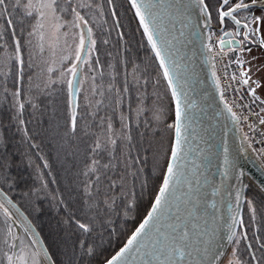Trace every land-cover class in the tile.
I'll use <instances>...</instances> for the list:
<instances>
[{"label":"rangeland","instance_id":"rangeland-1","mask_svg":"<svg viewBox=\"0 0 264 264\" xmlns=\"http://www.w3.org/2000/svg\"><path fill=\"white\" fill-rule=\"evenodd\" d=\"M59 1L60 3H64V0ZM123 1L126 4L125 0H111V3H109L108 0H91L93 5H102V12L95 6L91 9H80L81 15H84L85 18L89 20V26L93 29V38L96 40L95 46L98 45L101 49H99L98 52L96 49L94 50L90 58V64L92 65L91 68H89L88 65H82L81 72L83 73V83L80 84L78 91V116L75 133L72 132L70 127L71 109H69L68 115V110L64 103V91L67 89V86L65 80L60 75L62 71H66L67 68L70 67L74 62L73 60H62L63 57L71 56L73 54V50L76 47V45L73 43V37L71 36V31L74 30H69L67 27L62 29V31L69 32L67 38L68 46H66L63 36L59 42L54 41L52 31L49 25L45 23V27L43 29H39L40 34L35 36L36 44H32L29 49L28 44L25 53H23V45H21L20 53H16L14 51L13 39L11 38L12 41H9L7 35H5V40L0 41V75L5 76L7 74L6 78L0 76V85L4 87V84H6L4 88L0 89V98L5 99L4 102L0 103V131L2 134V139L0 140V165L1 160L9 159V157H13L17 152L24 151L21 153V155L25 159L28 170L33 169L36 177H34V182H32V185L28 183L27 180H22L21 186L18 188L19 194L17 192V195L23 198V193L31 196L36 193L37 196L43 200L40 202L38 200H33L34 197H32L33 201L30 203V205L33 207L34 217L30 215L31 218L28 216L27 211H25L21 206L20 207L23 209L27 218L35 227L37 226L35 224L37 220L36 215L43 212L47 213L43 219L41 218L42 223L45 224L47 230L49 231V237H51V240L53 244L56 245V247L63 249L65 245L74 243L75 238L73 235H75L76 229H74V227L71 229V225L69 224L71 232L69 231V235L67 236V234L61 231L65 227L63 221H70L75 226L76 224L71 215L74 217V214H76V216L80 217L81 222L88 223L90 219L99 216V214H107L106 211L108 210V207L104 201L108 199L104 198L108 197V195H104V193H108L112 199L117 201L115 204L116 206L118 201L120 203L122 194L121 189L126 184V188H129L127 179H125V177L121 174L122 171L126 169L122 153L128 149V147L125 146L127 142L118 139L117 149L114 153L117 157L116 160H112L111 156L107 152L100 153L97 158L100 159L102 163L111 161L113 167L110 169V173L108 174L118 186L123 185V187H117L115 189L109 190V181L105 180L102 184L101 194L96 197V201L101 199V203L97 204L98 206L95 207V209L87 205V207L82 209V211H78L79 205L75 204L81 203L77 201V196L75 197L77 192L74 194V196H71V192L73 190L76 191L77 189V184H75L78 182L77 179L82 177V173L86 170V165L91 159V148L94 146L96 139L99 138L101 141H103L108 135L112 134L106 131L107 124L111 123L113 126V133H115L116 136H119L121 130L123 129V124L121 122V115H123L124 123L129 121L131 122V135L133 138V145L136 148L134 155L132 152L131 155L141 156L140 147L137 145L139 142L144 143L145 148L147 149V151L145 150L144 156L148 157V167L152 173V181L149 183V185L151 184L152 186L154 181L155 185L153 186L152 191H150L149 194L145 196V201L142 203V206L137 208L139 213L134 217L132 223H122L121 230V224L119 222H112L109 225L111 229L110 232L113 234V238H117L119 235H121V233L125 234V228H127L126 226L130 228L132 224L136 222L131 227V229L126 232V235L123 237L119 245L113 250L105 253L95 264H101L105 259L110 257L111 253H113L122 245L124 239L130 234L132 229L140 222V219L146 213L161 183L162 174L165 170V165L169 156V148L171 147L170 142L172 133L170 127L167 126L169 130L165 134L161 133L162 129L166 125V123L164 125L163 119L165 111L168 110L167 103L163 101V97L161 99L162 93L159 90V87L157 85L155 86L153 80H151L152 77L149 75V65L147 59H145V51L141 52L140 50L134 49V54L140 58L136 59L130 56L131 53H128L127 49H122V45L125 42V36L127 33L132 34L134 38L137 37V35L132 31L131 27H128V25L127 27L124 26L129 22L126 23V16L121 12L123 8L122 4H124ZM23 2L24 0H22V3ZM20 9L24 12L23 8ZM113 11L115 12V15H113ZM254 11L256 16L262 15L260 9L257 8ZM62 14H65V12ZM19 18L21 21H25L26 19L20 16ZM69 18L71 19L70 15ZM117 21H119V23H117ZM134 25L137 28V31H139L140 28L137 23ZM260 29L263 34L262 37H264V25H261ZM208 31L209 34L214 33L212 38L216 37L217 34L215 31H217V29L213 22L212 28ZM121 33L123 34L122 39L120 35ZM41 35L44 36V40L39 43L38 41L41 40ZM104 41H107V43H104ZM41 43H43V49L46 50L47 54L41 53ZM49 44H54V48H49ZM117 45L120 46L118 47L119 52L116 49ZM95 55L96 57H94ZM17 56H20L22 59L24 58L23 61L24 64H26V68L23 67V72L21 73L23 76V83L28 86V90H26L23 84L25 89L24 92L22 89H19L18 86L21 75L19 71V60L16 58ZM229 57V55H226L227 60ZM242 57L245 60L251 61L250 64L246 65L248 66L247 68L251 69V79L259 80V83L264 85V50L262 51L258 47H254L251 48L250 52L243 53ZM57 65L60 67L57 68ZM246 66L245 69L241 70H246ZM49 68H54V70L50 72ZM13 72H15L16 76V89L13 92L19 89L21 92L19 100L25 104L23 116L21 117L25 122L24 125H20L18 119V124L13 125L12 123L8 122V118L14 121L15 117H17L16 99L11 95L13 92L9 91L10 82L8 81L9 77L11 79L13 78ZM93 77L95 79H93ZM252 84L255 87V84ZM46 85L51 87L49 90V96L51 97L50 99H45V107H47V110L51 109L54 112V116H52V118H47V122L41 128L42 130L40 133H35L34 129H28L27 110H30V107H28L26 104L29 98L27 95L32 94L31 91H33V88L36 86V96L38 97L41 90L46 88ZM243 86L246 87L245 85ZM257 95H259L261 99H264V87L259 88ZM99 101H103V103L100 104L98 103ZM169 101H171L170 96ZM68 106L70 107V97L68 98ZM119 106L120 108H118ZM154 106H158L163 109V116L160 121L152 120L150 109ZM138 107L143 109L139 117L137 116L136 112ZM261 107L264 108V105ZM248 112L250 115H257L259 110L258 108H253V106H250L248 103ZM66 114L68 117H66ZM261 115H264V113L262 112ZM34 116L35 119L38 117L37 112H35ZM29 117L33 119L32 114H30ZM241 117L245 119L244 114L243 116L241 114ZM142 121H148V123H141ZM137 123H140L139 128L136 126ZM168 123L170 126L171 118L169 119ZM19 125L20 127H18ZM249 125H252L255 129H258L259 133H263V131L260 129L262 126H260L258 121L256 123L246 119L243 126L249 128ZM25 127L27 128V135L23 130ZM245 132L246 135H248L246 130ZM144 133L148 135L146 139L144 138ZM248 137L250 138L249 135ZM244 139L245 141H248L253 151L256 152L258 158L264 163V152L261 151V149L264 148V142L262 143L258 141L259 143H256V141H251L245 136V134ZM262 140L264 141V136H262ZM42 141H45V144L47 143L49 150H53L54 157L49 156V152L43 154V151L40 152L37 149L39 145H41ZM33 145H35V147H33ZM47 145L45 146L46 151L48 150ZM62 149H65L64 154ZM122 149H124V151L119 153V150ZM73 162H75V168L72 169L70 168L69 164ZM45 164H47V167H45ZM139 164L140 162L133 164L131 168L139 171ZM53 165H55L56 168L59 166V169L62 171L61 182L65 188V194L62 197L61 195L59 196L58 193L54 192L55 188L53 190V188L49 186V184H52V181L49 178V172L51 170V172L54 173ZM140 177H142V174H140L139 178ZM44 183L47 184V187L43 186ZM3 190L5 191L4 188ZM250 192L251 188L249 189L248 194ZM5 193L9 195L6 191ZM10 197L15 201L11 195ZM80 198L82 199L83 196H80ZM259 198L260 196L256 192H254V194L250 193V195L247 196L246 203L244 204L245 207L242 217L245 221V227L248 233V241H241L239 246V255L240 259L243 260L245 264H256V261L251 259L250 251H255L257 258L262 256V251L259 249V243L254 244L252 242V237H255V231L258 229L257 226L260 225V222L264 221V218L263 220H259V218H262L260 203H258ZM68 200H74L75 202L72 205L71 203H68ZM61 201H63V203H61ZM122 201L125 202L124 200ZM249 201H251V205H249ZM15 202L19 206L17 201ZM38 202L40 203L38 204ZM89 203H91V201H89ZM137 205L138 203L136 206ZM253 206L256 209L255 220L251 219L250 208ZM68 208L70 211H68ZM76 211H78L80 216L76 213ZM88 212L90 214H88ZM1 214H3L2 209H0V215ZM12 217L14 219L6 217L7 220L12 222L11 224L0 226V244L3 245V241L7 237V230L9 227H11L13 234L19 235L20 240L17 241L18 247L16 249H10L9 245H7L8 247H0V264H8L7 255H13L14 258L20 256L21 247L24 249L23 254L28 259L29 264H32L31 254L37 251L35 248H33L30 239L23 233V231L19 228L17 230L16 227H14V224H17V218L13 214ZM106 222L107 220H104L99 224H106ZM38 226L40 228L42 227L39 222ZM17 227L19 226L17 225ZM36 228L39 232V237H41L42 241L45 240L44 233L39 231L38 227ZM113 229H115L114 232L112 231ZM119 230L121 233H119ZM64 237H68V239L64 240ZM247 243L253 244L252 250H248L246 248ZM230 250L231 251L227 254L222 264H228V259L231 257L233 252L232 246ZM50 255L52 256V254ZM37 258L41 260V264H44V261L41 259L40 255ZM54 259L55 258H53V261H55ZM63 261L66 263V258ZM17 264H19V262H17Z\"/></svg>","mask_w":264,"mask_h":264},{"label":"snow or ice","instance_id":"snow-or-ice-1","mask_svg":"<svg viewBox=\"0 0 264 264\" xmlns=\"http://www.w3.org/2000/svg\"><path fill=\"white\" fill-rule=\"evenodd\" d=\"M108 2L111 3V0H108ZM10 3L12 9L23 8L25 15L32 17L35 14V16L39 17L37 24L33 26L34 29H43L45 23H47L55 42H59L63 36L65 45L68 46L67 38L69 32L62 31V29L67 27L69 30H74L71 31V36L76 47L71 56L62 58L64 61L73 60L74 62L66 71H62L60 75L65 80L70 97V127L72 132L75 133L78 116L76 89L83 83L80 65L92 67L90 58L96 45V40L93 38V29L89 26V20L84 15H81L80 9H91L95 6L102 12V5H93L91 0H75V3L74 0H64V5L67 7L62 6L58 0H24L23 3L22 0H0V19L4 20L8 26L7 28H0V41L5 40V32L9 31L16 53L21 51V41L16 38V29L13 27L9 8ZM130 4L135 9V15L139 18L143 33L146 35L148 44L151 45V49L159 60L160 67L163 69V78L167 81V85L171 89V95L175 99L176 122L169 126L175 131V144L171 149L170 162L166 166L158 193L154 195V202L151 204L150 211L147 212L143 222L139 224L127 240L126 245L110 259H107L105 264H221L227 253V246L222 243L225 239L227 244L233 248L228 264H245L239 255L241 241H248L245 221L240 213L239 202L242 199V193L238 192L236 195L237 206L235 214L231 217L232 223L228 228V235L226 237L218 236L215 222L211 220L206 210L207 207H215V205L208 206L202 203L204 198L201 195V180L195 167L196 162L192 161L194 167L192 168L191 176L185 172L184 167L181 165V161L184 159L182 153L186 140L185 121L188 119L182 109L181 97L183 96L184 101H186L187 96L183 92L182 87L178 91V75L177 79H174L176 74L175 61L172 59L170 51L171 40L168 39V33L175 29V21L184 15L186 8L190 9L192 5H195L196 10L202 14L205 29L212 28L214 15L217 23L222 26L226 20H229L234 27L231 31L223 27L220 29V35L216 37L215 55L220 57L221 60H225L227 53H238L231 59L226 60L224 67L227 69L230 65L235 64L238 68L245 69V66L250 64L251 61L243 59L242 54L251 51L249 45L256 42L255 38L260 34V27L264 25V0H217L215 4L211 0H187V3H185V0H130ZM257 8L261 10V16L246 15V13H250ZM64 12H67L71 19H64L62 15ZM113 15H115L114 11ZM168 25H171V27H168ZM180 31L182 33L183 30L181 29ZM34 34L35 32L29 33V35ZM120 35L122 39L123 34L121 33ZM212 35L214 33H210L209 40L212 39ZM40 39L43 41L44 36L41 35ZM173 39H178V37H173ZM104 43H107V41H104ZM259 45L264 47V37L259 39ZM40 47L41 51H43V43H41ZM213 47L211 43L208 45L210 53L213 51ZM49 48H54V44H49ZM16 58L19 60V71L22 73L24 61L20 56ZM49 71L51 72L52 69L49 68ZM250 71V68L241 71L239 78L235 72H232L226 78L248 86L247 91L251 94L253 103L258 101L260 105H264V99L257 95V89L264 87V85L256 81L252 82L255 83V87H252L250 84ZM213 75H215V72ZM93 79L95 78L93 77ZM229 87H231V84H229ZM236 91L239 92V89ZM11 95L16 99V119L19 120L20 125H24L25 122L21 117L23 116L25 104L19 100L21 92L17 89ZM221 97L223 98V91L221 92ZM27 102L31 104V101ZM98 103L102 104L103 101ZM32 106L36 107L35 105ZM226 107L232 113L234 119H240V116H237V113L233 112L231 107H228L227 104ZM142 111L143 109L140 107L136 109L138 117ZM150 111L152 120L160 121L162 119L163 109L161 107L154 106ZM260 111L264 112V108H261ZM257 119L259 124L264 125V115L257 113ZM121 122L123 129L119 136L113 133V126L108 123L106 131L112 134L108 135L103 141L97 138L91 148V159L86 165V170L82 173L86 178L84 192L91 201L89 207L98 206L96 197L101 194L102 184L105 180L109 181V190L123 187V185L118 186L108 174L113 167L111 161L102 163L97 158L100 153L107 152L112 160H116L117 157L114 153L119 139L127 142L125 146L128 147V152L124 155L125 167H131L133 164H137L142 160L147 161L148 159L147 156L131 155V147L134 146L131 135V122L124 123L123 115H121ZM141 123L147 124L148 121H142ZM136 126L139 128L140 123H137ZM249 127L251 128L252 125H249ZM23 130L27 135V128L25 127ZM253 131H258V129L253 128ZM261 151L264 152V149H261ZM45 167H47V164H45ZM7 179L6 176H0V180L4 182ZM43 186L47 187V184L44 183ZM144 186H146V183ZM104 195H108V200H105L104 203L110 210H113L115 200L108 193H104ZM4 201L16 208L11 198L0 188V209L3 210V214L6 217L14 219L5 207ZM248 203L251 205V201ZM135 208L136 203L133 200L123 210V215L125 217L129 216ZM250 212L251 219L255 220L256 209L254 206L250 208ZM21 217L23 218L22 213ZM74 222L83 234L93 231V227L89 223L81 222L78 219L74 220ZM108 223L111 224L112 221H108ZM25 230H32L30 222L27 223ZM112 231L114 232L115 229ZM254 238L259 239V237ZM19 240V235L13 234L11 227H9L7 237L3 242L9 245L10 249H16L18 247L17 241ZM31 243L39 245L40 241L33 240ZM79 247L84 255L92 256L95 254V248L92 245L86 246L83 240H81ZM246 248L252 250L253 244L247 243ZM259 249L264 250V243H259ZM41 250L44 251V259L49 264H55L47 250ZM20 251L21 255L15 258L13 255L6 254L8 264H17V262L19 264H29L28 259L23 254L24 249L22 247ZM38 256V252L31 254L32 264H41V260L37 258ZM250 256L252 260L256 261V264H260L255 251H250ZM262 258H264V252H262Z\"/></svg>","mask_w":264,"mask_h":264},{"label":"water","instance_id":"water-1","mask_svg":"<svg viewBox=\"0 0 264 264\" xmlns=\"http://www.w3.org/2000/svg\"><path fill=\"white\" fill-rule=\"evenodd\" d=\"M125 1L140 28L142 36L147 42L143 28L139 24V18L135 15V9L131 7L130 0ZM185 3H187V0H185ZM203 25L204 18L202 14L196 10L195 5H192L190 9H185L184 15L175 21V29L168 33V39L171 40L170 51L172 59L175 61L176 74L174 79H177L178 75V91L182 87L183 92L187 96L186 101H184L183 96L181 97L182 109L188 117L185 121L186 140L182 153L184 159L181 161V165L184 167L185 172L191 176V171L194 167L192 161L196 162L195 167L201 180V195L204 198L202 203L208 206L215 205V207H207L206 210L211 220L215 222L218 236L226 237L228 228L232 223L231 217L235 214L237 193H242V199L239 202L241 217L250 188L264 199V163L258 158L248 141H245L238 120L234 119L232 113L227 110L226 103L221 97V90L216 77L213 75L212 55L207 45L209 29H205ZM168 27H171V25H168ZM181 29L183 30L182 33ZM173 37H178V39H173ZM147 45L162 73L163 69L160 67L158 58H156L148 42ZM80 68L82 69V65H80ZM162 79L172 101L173 113L170 124L172 125L176 122L175 99L172 97L171 89L168 87L163 75ZM79 86L76 89L77 97ZM170 129L172 133L171 147L169 148V156L165 166L170 162L171 149L175 144V131L171 127ZM165 171L166 167L162 178ZM153 202L154 199L152 200ZM13 203L15 204L14 201ZM4 204L10 213L17 218V224H14V227L17 230L18 228L21 229L30 239V242L33 240L40 241L39 245L31 244L39 253L41 259H43L44 264H49L44 259V251L41 250L44 249L41 237L36 231L34 234L32 230H25L30 220L16 204V208L7 204L6 201H4ZM150 208L151 205L140 219V222L124 239L122 245L111 253V256L107 259H110L126 245L127 240L139 224L143 222ZM20 212L24 215L23 218L17 216ZM222 243L227 246V256L231 251V246L227 244L226 239ZM107 259L101 264H105ZM223 260L221 264L224 262Z\"/></svg>","mask_w":264,"mask_h":264},{"label":"trees","instance_id":"trees-1","mask_svg":"<svg viewBox=\"0 0 264 264\" xmlns=\"http://www.w3.org/2000/svg\"><path fill=\"white\" fill-rule=\"evenodd\" d=\"M58 2L60 3L59 0H58ZM123 3H124V1H123ZM60 4L62 6L67 7L66 5H64V3H60ZM122 5H123V8H122L121 12H122V14H125V16H126V19H127L126 23L129 22L128 24H125L124 26L127 27V25H128V27H131L132 31L137 35V37L134 38L132 34L127 33L125 36V42L123 44L124 46L122 45V49L123 48H125V50L127 49V52L131 53L130 56H132L133 58L140 59L139 57L136 56V54H134V49L140 50L141 52L142 51L147 52V50H148L147 44H146V41L144 42L142 35H140V32L137 31V28L134 25V24H136L135 20H134L135 18H134V16H132L128 5H126L125 3ZM9 8L11 10V19L13 20V27H15V29H16V36L21 41V43H22L21 45L24 46L23 53H25L27 45L29 44V46H28V49H29L32 44H36L35 36L40 34L39 29H34V27H33L34 25L37 24L39 17L35 16V14L32 17L27 16L24 14L23 10H21L20 8L19 9H12L11 3L9 4ZM62 15H63L64 19H70L67 12H65V14H62ZM19 16L24 18V19L26 18L25 21L19 20L20 19ZM0 25H1V28H7L8 27L5 24L4 20H2V19H0ZM30 32H35V34L29 35ZM5 35H7V38L9 41H12L9 31H6ZM38 42L40 43L42 41L39 40ZM115 43H117V42H115ZM118 47H120V46L117 45V48L116 47L115 48L119 52ZM95 49L98 52L99 49H101V48L97 45V46H95ZM41 53L47 54L46 50H44V49H43V51H41ZM94 57H96V55ZM23 60H24V58H23ZM13 63H15V62H13ZM23 67L26 68V64H23ZM56 67L59 68L60 66L58 67V65H57ZM53 70H54V68H52V71ZM6 75L5 76L0 75V76L3 78H6L7 77ZM20 75H21V72H20ZM12 76H13L12 79L10 77L8 79V81L10 82L9 83V91L10 92H13L16 89L15 72L12 73ZM21 76H20L19 82L18 81L17 82H18L19 89H22L24 92V90H25L24 86H25L26 90H28V86H26L25 83H23V76H22V79H21ZM23 84H24V86H23ZM5 86H6V84H4V87ZM4 87H2L0 85V89L4 88ZM50 89H51V87L46 85V88L41 90L40 95L37 97L36 96L37 89L35 86L33 88V91H31L32 94L27 95V97H29L28 101H31V104L26 102L27 106L30 107V110H27L28 129L29 130L31 128L34 129L35 133H40L42 130L41 128L47 122V118H49V117L52 118V116H54V112L51 109L47 110V107H45V99H50V97H51V96H49L50 95V92H49ZM66 90L64 91V95H65L64 103H65V106L67 107L68 115H69V109H70V107L68 106L69 95H68V91H66ZM4 96H5V94H4ZM7 99H6V102H7ZM4 101H5V99L0 98V103H2ZM32 105H35L36 107H33ZM35 112H37V114H38V117L36 119L34 118ZM30 114L33 115V119L29 117ZM66 117H68L67 114H66ZM8 119H9V121H8L9 123H12L13 125L18 124L16 117H15L14 121L11 120L10 118H8ZM115 119H116V116H115ZM18 127H20V125ZM143 135H144L145 139L148 136L145 133ZM1 139H2V134L0 131V140ZM46 145H47V143L45 144V141H42L41 145H39L40 148L38 147L37 149L40 152L43 151V154H45L46 152H49L50 153L49 156L54 157L53 150H49L48 145H47L48 150L47 151L45 150ZM137 145L140 147L141 156L143 157L145 155V150H146L145 145H144V143H140V142ZM8 147H10V146H8ZM124 149L119 150V153H122L124 151ZM62 151L64 154L65 149H62ZM23 152L24 151L17 152L13 157H9V159L1 160L0 176H6L8 179L6 182L0 180V185H1V187H3L5 189V191L9 195H11L15 199V201H17L19 206H21L25 211H27L28 216L31 218V216L34 217V213H33V207H32V205H30V203L33 200H38V201L42 202L41 200H43V199L39 198L36 193L33 196L26 195L25 193H23L24 194L23 198L20 197L19 195H17L18 188H19V186H21L22 180L25 179V180H27L28 183H30L32 185V182H34V177H36L35 172H33V169L28 170L25 159L21 155V153H23ZM127 152H128V149L122 153L123 161H124V155L127 154ZM131 152L134 155V153L136 152L135 146L131 147ZM50 161H52V160H50ZM74 165H75V162L69 164L70 168H72V169L75 168ZM131 167H125L126 169L124 171H122V173H121L122 176H124L125 179H127V183L129 184L128 185L129 188H126V185H127L126 184L121 189L122 194H121L120 203L118 201V204L116 205L117 207L114 205L115 207L113 210H110L108 208V210L106 211L107 214H103V215L99 214V216H97L93 219H90L88 221V223L93 227V231L91 233L83 234L77 228V226L76 225L74 226L70 221H67V222L63 221L65 227L61 231H63L65 234H67V236L69 235L70 225H71V229L73 227H74V229H76V233L74 232L75 235H73L75 238L73 244H67L64 246L63 249H61V248L59 249L58 247H56V245L53 244L51 237H49V234H48L49 231L47 230L45 224L42 223V219H43V217H45V214H47V213L43 212V213H39L38 215H36L39 224L43 228L42 227L40 228L38 226L37 220L35 222V224L37 225L36 227H38L39 231H42L44 233V237H45L44 241L46 243L47 248L49 249L50 254H52L53 258H55L54 260H55L56 264H95L101 259V257L105 253L113 250L115 247H117L119 245V243L122 241L123 237L126 235V232H128L136 222L133 223L130 228H128V226H126L128 229L125 228V234L120 232V230L122 228V223H125V224H127L128 222L132 223V220L134 219V217L139 213V211H137V208L139 206H142V203L145 201L144 200L145 196L147 194H149L150 191H152L153 186L155 185V181L153 182L152 186H151V184L149 185V183H151V181H152L151 180L152 179L151 178L152 173L150 171V168L148 167L147 161L142 160L140 162V164L138 166L139 171H136L135 169H132ZM53 168H54V173H52L51 170L49 172V178L52 181V184L51 185L49 184V186H51L53 188V190L55 188L54 192L58 193L59 196L61 195V197H62L65 194V188L61 182L62 171H61V169H59V166H57V168H56V166L53 165ZM108 173H110V172H108ZM140 174H142V177L139 178ZM85 180H86V178L83 175L81 178H78L77 179L78 182L75 183V184H77L76 185L77 189H76V191L73 190L71 192L72 193L71 196H74V194L77 192L75 194V197L77 196V201L79 203H81V204H75V205H79L78 211H82V209L87 207V205H89L88 203L90 201L84 192ZM78 183H79V186H78ZM145 183H146V186H144ZM130 184H131V186H130ZM254 192L255 191L251 188L250 193L254 194ZM28 193H29V191H28ZM250 193L247 195L249 196ZM18 194H19V192H18ZM80 196H83V198L81 199ZM32 197H34L33 200H32ZM104 199H108V197H106ZM122 200H124L125 202H123ZM133 200H135V203L136 204L138 203V205L131 212V214L129 216L125 217L123 215V210ZM40 202H38V204ZM74 202H75L74 200H68V203H71L72 205L74 204ZM116 202L117 201H115V204H116ZM68 203H66V204H68ZM100 203H101V199L100 200L98 199L96 201V204H100ZM258 203H260V211H261V216H262V218H259V220L260 219L263 220V218H264V199L262 197H260ZM71 204H70V206H71ZM64 206H66V205H64ZM102 206H105V205H102ZM93 208L95 209V207H93ZM68 211H70V209ZM78 211H76L77 214H78ZM88 214H90V213L88 212ZM104 215H105V217H104ZM36 216H35V218H36ZM71 217L73 218V220H76V219L80 220V217L76 216V214H74V217L71 215ZM96 220H98V221H96ZM104 220H107L106 224H99L100 222H102ZM108 221L119 222L121 224V227L119 230V233H121V235H119L117 238H113V234L110 232L111 229H110V226H109L110 224L108 223ZM11 223L12 222L7 220V218L3 214L0 215V226L5 225V224H11ZM257 227H258V229H257V231H255L256 232L255 237H259V239L257 240L254 237H252V242L254 244L264 243V221L260 222V225ZM58 232H60V231H58ZM67 239H68V237H66V238L64 237V240H67ZM81 240L84 241L86 246L92 245L95 248V254L94 255L87 256V255H84L82 253V250L79 247ZM3 246L8 247L7 244H5L4 242H3V245L0 244V247H3ZM62 251L64 252V256H63ZM261 251L264 252V250H261ZM65 258H66V263L63 261ZM258 259L260 260V264L261 263L264 264V261H263L264 258H262V256H259Z\"/></svg>","mask_w":264,"mask_h":264},{"label":"built area","instance_id":"built-area-1","mask_svg":"<svg viewBox=\"0 0 264 264\" xmlns=\"http://www.w3.org/2000/svg\"><path fill=\"white\" fill-rule=\"evenodd\" d=\"M226 60L227 59L221 60L220 57L215 55L213 61L215 75L218 79L220 88L223 91V98H225L229 107L232 108V111L236 112L237 116H240V127L241 130H243L245 136L251 141H256V143H259L258 141L263 143L264 141L262 140V136L264 135L262 134H264V129L262 124H260V126H262L260 127V129L263 131V133H259V131H253V126L251 128L243 126L246 119L248 121L256 123L258 121L256 114H249L248 103L250 106H253V108H258L259 113L261 115L260 108L253 103V99L250 96V93L247 91L248 86L244 87L243 85L238 84L235 81H230L226 78V76L232 72H235L239 78V73L242 71L241 68H238L234 65H230L227 69H225L224 64ZM229 84H231V87H229ZM237 89H239V92L236 91ZM241 114L242 116L244 114L245 119L241 117ZM245 130L247 131L250 138L248 137V135H246Z\"/></svg>","mask_w":264,"mask_h":264},{"label":"flooded vegetation","instance_id":"flooded-vegetation-1","mask_svg":"<svg viewBox=\"0 0 264 264\" xmlns=\"http://www.w3.org/2000/svg\"><path fill=\"white\" fill-rule=\"evenodd\" d=\"M211 2L213 3V4H215L216 2H217V0H211ZM255 10V9H254ZM254 10H252L250 13H246V15H255L254 13H255V11ZM256 16V15H255ZM213 23H214V25H215V27H216V29H217V31H215L216 32V36H219L220 35V29L223 27V28H227V30H229V31H231L232 29H233V24H232V22L231 21H229V20H226V22H225V24L222 26V25H220V24H218L217 23V21H216V18H215V15L213 16V21H212ZM244 21H243V19H242V23H243ZM141 35V34H140ZM263 36V34H262V31H261V29H260V34L255 38L256 39V42L255 43H250V47L251 48H254V47H260V45H259V39L261 38ZM141 37V36H140ZM143 39H144V37H142ZM146 40L144 39V42H145ZM253 45H256V46H253ZM147 48H148V50H147V52H145V59H147V62H148V65H149V70H150V72H149V75H151V77H152V79L151 80H153V82H154V85L156 86H158L159 87V90L161 91V93H162V95H161V99H162V97H163V101H165L166 103H167V109L168 110H166L165 111V115H164V119H163V123H164V125H165V123H166V125H165V127L162 129V131H161V133L162 134H165L169 129H168V127H169V123H168V121H169V119L170 118H172V112H171V101H169V96L170 95H168V91L166 90V88H165V85H164V82H163V79L161 78V71L157 68L158 67V65L156 64V62H154V60H153V58H151V54H150V48L148 47V45H147ZM237 55V53H227V55H229L231 58H232V56L233 55ZM234 55V56H235ZM157 65V66H156ZM161 88V89H160ZM146 89H148V88H146ZM118 108H120V106L118 107ZM168 126V127H167ZM161 134V135H162Z\"/></svg>","mask_w":264,"mask_h":264},{"label":"bare ground","instance_id":"bare-ground-1","mask_svg":"<svg viewBox=\"0 0 264 264\" xmlns=\"http://www.w3.org/2000/svg\"><path fill=\"white\" fill-rule=\"evenodd\" d=\"M82 71V70H81ZM82 78H83V73H82ZM77 99H78V97H77ZM171 100V99H170ZM0 188H2L1 186H0ZM2 190H3V188H2ZM3 192L5 193V191L3 190ZM6 194V193H5ZM7 195V194H6ZM9 198H11L10 197V195H7ZM12 199V198H11ZM13 200V199H12ZM14 201V200H13ZM15 202V201H14ZM15 204H16V202H15ZM17 205V204H16ZM18 206V205H17ZM19 208H20V210H21V212H23L24 214H25V212L23 211V209L20 207V206H18ZM21 212L20 213H18L17 214V216L20 218L21 217ZM24 216V215H23ZM31 222V221H30ZM31 225H32V231L34 232V234L37 232L38 233V235H39V232H38V230H37V228L31 223ZM36 231V232H35ZM42 245H43V248L44 249H46L47 250V252L50 254V252H49V250H48V248H46V245H45V242H44V240L42 241Z\"/></svg>","mask_w":264,"mask_h":264}]
</instances>
